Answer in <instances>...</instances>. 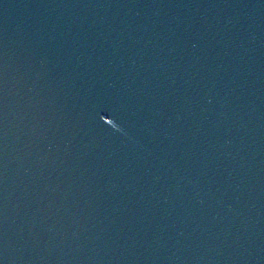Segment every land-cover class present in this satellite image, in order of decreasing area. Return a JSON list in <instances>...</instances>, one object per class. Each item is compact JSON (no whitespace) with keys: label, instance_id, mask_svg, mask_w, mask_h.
<instances>
[{"label":"water","instance_id":"1","mask_svg":"<svg viewBox=\"0 0 264 264\" xmlns=\"http://www.w3.org/2000/svg\"><path fill=\"white\" fill-rule=\"evenodd\" d=\"M230 0H0V264H264V52Z\"/></svg>","mask_w":264,"mask_h":264}]
</instances>
